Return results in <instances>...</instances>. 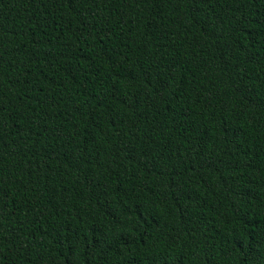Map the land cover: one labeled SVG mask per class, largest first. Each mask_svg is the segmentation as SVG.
Masks as SVG:
<instances>
[{"label": "trees", "instance_id": "1", "mask_svg": "<svg viewBox=\"0 0 264 264\" xmlns=\"http://www.w3.org/2000/svg\"><path fill=\"white\" fill-rule=\"evenodd\" d=\"M0 264H264V0H0Z\"/></svg>", "mask_w": 264, "mask_h": 264}]
</instances>
